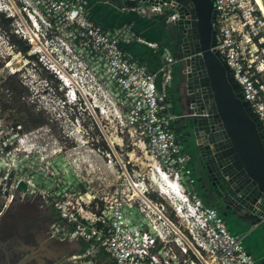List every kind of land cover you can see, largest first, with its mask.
<instances>
[{"label": "built area", "instance_id": "obj_1", "mask_svg": "<svg viewBox=\"0 0 264 264\" xmlns=\"http://www.w3.org/2000/svg\"><path fill=\"white\" fill-rule=\"evenodd\" d=\"M7 1L3 16L25 46V63L32 59L33 68L45 75L40 80L44 90L37 95L44 98L45 91V107L37 106L36 111L103 116L121 144L124 137L126 146L146 154L148 170L138 172L129 158L124 161L111 149L102 156L108 168L118 170L100 195L72 203L43 188H18V182L4 178L0 180L4 201L9 202L17 188L20 196H38L55 211L56 221L49 228L52 236L88 242L93 252L101 248L111 264H255L242 245L243 236L230 233L218 211L182 183L184 177L191 185L194 178L186 165L188 155L180 151L170 128L165 88L173 56L163 49L158 83L156 73L124 52L116 34L88 16L81 0ZM127 9L165 13V23L177 19L176 10L164 2ZM212 10V49L222 57L242 100L264 128V16L254 0H212ZM6 128L0 122L3 168L4 158L18 150L25 136L18 137L19 126L10 127L6 136ZM22 150L31 153L30 148ZM167 184L173 188L169 194L164 192ZM72 257L82 260L84 254Z\"/></svg>", "mask_w": 264, "mask_h": 264}, {"label": "rangeland", "instance_id": "obj_2", "mask_svg": "<svg viewBox=\"0 0 264 264\" xmlns=\"http://www.w3.org/2000/svg\"><path fill=\"white\" fill-rule=\"evenodd\" d=\"M81 1L84 6L88 4V0ZM111 1L118 6L123 3H117L116 0ZM100 2L110 3L109 0H100ZM4 3L9 4L7 0H0V122L7 127L4 134L6 136L9 135L10 127L15 129L19 126L18 137L25 134L22 137L24 142L21 144L26 143V145L22 148H30L31 153L23 151L19 144L17 151L13 150L9 157L4 158L6 168L0 166V180L3 182L4 178H8L13 184L18 182L17 187H19V182H22L21 187L25 190L26 188L28 190L43 188L44 192L51 193L56 199H69L74 203L75 199L80 201L81 198L86 201L92 195H100L111 186L118 168L106 166L102 156L105 151L114 149V152L124 161L129 158L130 163H134V168L138 172H147L146 154L137 148L130 149L132 146L129 143L126 146L127 140L124 137L121 144L119 138L115 137L110 123L103 116L99 118L87 115V113H76V115L58 113V116L57 114H46L41 110L36 111L37 106L45 107V91L42 95L44 98L37 96L41 90H44L40 80L45 75L41 70L38 72L36 68H33L32 59L25 63L23 53L21 51L20 54L18 53L20 46L12 41L18 38L11 33L12 26L2 21L4 13L7 12ZM113 13L116 12L113 11ZM108 14L106 15L107 20L111 21L116 17H113L114 14L111 12ZM151 14L153 17L159 15L161 19L165 16V13ZM152 20L153 18L147 19V21ZM144 22L146 23V18ZM116 24L117 22L113 21V25ZM162 24L165 27L162 33L163 39L166 40L167 47L174 55L176 54L175 44L173 45L171 38L177 37L178 34L171 24L163 22ZM179 66L176 62L172 65L175 73L177 72V80H179ZM22 82L25 84L23 85ZM177 83L181 89L179 81ZM34 89L38 92L33 93ZM181 93L180 98H182ZM98 118L101 124L97 122ZM33 119L38 123L32 125L31 120ZM185 119L187 118L181 116V124H175L174 129L178 132L182 131L180 135L186 142L188 138L186 135L190 128L188 127L187 131L184 128L182 122ZM191 142L192 140L188 139L189 146L185 145L187 152L192 149ZM11 143L13 145V141ZM194 172L196 174L195 170ZM195 179L196 184L200 185L202 181L197 174ZM183 182L187 189H191V185L184 180V177ZM237 216L239 217L238 214ZM225 220L230 225L232 216H226ZM98 254L111 260L101 248L98 249ZM77 261L80 262V260Z\"/></svg>", "mask_w": 264, "mask_h": 264}, {"label": "water", "instance_id": "obj_3", "mask_svg": "<svg viewBox=\"0 0 264 264\" xmlns=\"http://www.w3.org/2000/svg\"><path fill=\"white\" fill-rule=\"evenodd\" d=\"M120 1L130 6L164 2L176 10L177 19L169 24L178 34L171 41L174 63L180 65L181 116L187 118L186 131L190 128L185 144L192 140L188 160L198 178L213 187L223 215L230 211L264 222V128L212 49V0ZM259 3L264 7V0Z\"/></svg>", "mask_w": 264, "mask_h": 264}, {"label": "crops", "instance_id": "obj_4", "mask_svg": "<svg viewBox=\"0 0 264 264\" xmlns=\"http://www.w3.org/2000/svg\"><path fill=\"white\" fill-rule=\"evenodd\" d=\"M117 3L121 2L116 0ZM100 0H88L86 5L88 16L103 30L116 34L121 43V47L133 59L143 64L150 72H157L158 67L163 63L161 57L163 49H166L173 56L170 49L163 39L162 33L165 29L164 21L159 15L142 14L140 12L127 9L130 3L125 1L122 5H116L111 0L108 2H100ZM108 3V5H107ZM126 3V4H125ZM129 5H128V4ZM108 6V8H107ZM110 7V8H109ZM116 12L115 14L113 13ZM111 12L114 16L113 20H107L106 15ZM105 13V14H104ZM155 14V13H153ZM111 18V19H112ZM146 18V23L144 19ZM153 18L152 21L147 19ZM113 21L117 22L113 25ZM173 26V25H172ZM171 26L168 30H170ZM123 31V32H122ZM152 43L154 46H149ZM170 65V78L166 83L167 104L170 107L172 119L170 128L173 125L181 124V115L184 112L183 102L180 98L181 89L177 83V72ZM175 73V74H174ZM160 77L156 73V82L159 83ZM183 124V122H182ZM173 134L174 131L172 130ZM182 133V131H181ZM175 140L180 147V151L185 155H189L185 148V141L182 136H175ZM186 165L190 169L194 182L191 184V190L201 199L203 204L214 207L224 219L227 230L234 235H242V245L247 253L252 256L255 264H264V222L254 221L243 215L237 216V213L228 212L225 216L222 214L219 204L213 196V187L206 181L196 184V174L193 169V161L188 160ZM213 190V191H212ZM17 205H24L26 210L34 218L37 217V224L33 226V231L37 236L33 240L22 242V247L30 245L33 251L27 253L33 257L32 264H50L54 257L58 260L54 264H111V260L106 256L98 254V249L91 251V245L79 239H53L48 237L47 226L55 219V211L50 206H44L41 199L32 198L27 195L24 200L17 201ZM218 205V206H217ZM30 207V208H29ZM231 215V224L228 225L225 217ZM236 215V216H234ZM63 240V241H62ZM29 242L30 244H27ZM84 254V257L78 262L72 255ZM26 264L28 262L26 255H23Z\"/></svg>", "mask_w": 264, "mask_h": 264}, {"label": "flooded vegetation", "instance_id": "obj_5", "mask_svg": "<svg viewBox=\"0 0 264 264\" xmlns=\"http://www.w3.org/2000/svg\"><path fill=\"white\" fill-rule=\"evenodd\" d=\"M174 127L175 126L173 125L172 130H174L175 136H179L181 132H178ZM7 186L8 183H6L4 189H6ZM21 186H23V183L19 182V187ZM18 188L14 191L11 200L5 202L0 187V264H22L26 259L23 255H26L27 257L28 262L26 264H32L34 262L33 257L27 254L33 251V247L30 245L22 247V242H24V240H33L34 236H37L33 231V226H36L38 222L37 217L35 215L33 218L28 213L29 211L26 210V206L23 207L24 205H17L16 203L17 201L24 200L27 195L31 196L33 199L40 198L36 195H30L29 193L20 196V189ZM44 206L47 205L44 204ZM55 221L56 217L47 226V236L53 239H58L52 236L49 231L50 225ZM27 244L30 243L27 242ZM57 260L58 257H54L49 263L54 264Z\"/></svg>", "mask_w": 264, "mask_h": 264}, {"label": "trees", "instance_id": "obj_6", "mask_svg": "<svg viewBox=\"0 0 264 264\" xmlns=\"http://www.w3.org/2000/svg\"><path fill=\"white\" fill-rule=\"evenodd\" d=\"M1 16H2V15H1ZM2 21L5 22V24H9V18L2 17ZM12 41H15V43H17V45L20 46L19 49H18L19 51L24 52V50H25V46H24V44H23L22 41H20L19 39L12 40ZM12 44H13V43H12ZM37 123H38V122L35 121L34 119L31 120V124H32V125H33V124H37Z\"/></svg>", "mask_w": 264, "mask_h": 264}, {"label": "bare ground", "instance_id": "obj_7", "mask_svg": "<svg viewBox=\"0 0 264 264\" xmlns=\"http://www.w3.org/2000/svg\"><path fill=\"white\" fill-rule=\"evenodd\" d=\"M254 1H255L256 5L258 6V9L260 10V12L262 13V15L264 16V7L259 3V0H254ZM170 188H171V190L173 189L170 185L167 184V187L165 188L166 191L164 189L163 190H164V192H166V193L169 194L170 193Z\"/></svg>", "mask_w": 264, "mask_h": 264}]
</instances>
